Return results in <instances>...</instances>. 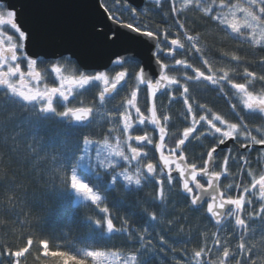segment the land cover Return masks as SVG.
<instances>
[{
    "label": "snow or ice",
    "instance_id": "obj_1",
    "mask_svg": "<svg viewBox=\"0 0 264 264\" xmlns=\"http://www.w3.org/2000/svg\"><path fill=\"white\" fill-rule=\"evenodd\" d=\"M93 14L99 63L0 0V264H264V0Z\"/></svg>",
    "mask_w": 264,
    "mask_h": 264
},
{
    "label": "water",
    "instance_id": "obj_2",
    "mask_svg": "<svg viewBox=\"0 0 264 264\" xmlns=\"http://www.w3.org/2000/svg\"><path fill=\"white\" fill-rule=\"evenodd\" d=\"M10 3L21 10L22 20L43 31L53 44L91 52L96 63L102 62L104 49L97 47L99 37L91 27L104 22L93 14L95 0H10Z\"/></svg>",
    "mask_w": 264,
    "mask_h": 264
},
{
    "label": "trees",
    "instance_id": "obj_3",
    "mask_svg": "<svg viewBox=\"0 0 264 264\" xmlns=\"http://www.w3.org/2000/svg\"><path fill=\"white\" fill-rule=\"evenodd\" d=\"M127 17H125L126 19ZM212 41L211 38L209 39V44L211 45ZM236 46L235 42L233 41H227L224 45L226 50H230ZM219 48L220 45L217 44L214 48V53L216 55H219ZM211 95V94H209ZM78 99V97H77ZM79 100V99H78ZM165 102L167 98H164ZM180 108L179 104L173 105V111H178ZM179 126V125H178ZM175 131V129H173ZM191 147V146H190ZM197 152H199V149H196ZM227 183V181H225ZM81 211H86V210H81ZM21 219H23V216H21ZM198 217L193 215L191 217V223L192 225H195L197 223ZM214 230V229H213ZM21 231L28 232L29 230L27 228L21 229L19 225H14L11 219H8L7 224L0 225V237H4L5 233H7V238L9 239L10 242H16L17 236ZM62 231L63 229L59 226H56L54 224H49L46 227V232L49 233L52 236V239L50 241V249L55 251V245L59 244L61 245L62 250H67L66 246H72L73 248H78L80 247V244L75 240V237L82 235L83 234V229L76 230L74 229L72 233L68 235L67 238H64L62 236ZM15 233V234H14ZM22 243V241H21ZM116 243H119L117 240ZM49 264H63V262L59 259V257H49L48 258ZM28 264H32V257H29L28 259ZM71 264V262H69Z\"/></svg>",
    "mask_w": 264,
    "mask_h": 264
},
{
    "label": "flooded vegetation",
    "instance_id": "obj_4",
    "mask_svg": "<svg viewBox=\"0 0 264 264\" xmlns=\"http://www.w3.org/2000/svg\"><path fill=\"white\" fill-rule=\"evenodd\" d=\"M78 99L90 100L91 99V93H86L83 96H79Z\"/></svg>",
    "mask_w": 264,
    "mask_h": 264
}]
</instances>
